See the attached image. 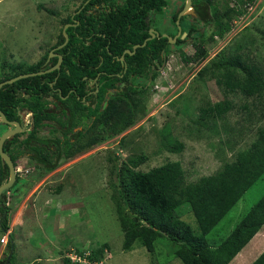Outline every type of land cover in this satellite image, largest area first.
Masks as SVG:
<instances>
[{"label": "trees", "instance_id": "trees-1", "mask_svg": "<svg viewBox=\"0 0 264 264\" xmlns=\"http://www.w3.org/2000/svg\"><path fill=\"white\" fill-rule=\"evenodd\" d=\"M237 1L240 3L219 9L215 0H193L197 16L185 15L181 18H187L189 25L188 30L182 29L187 32L185 38H179L173 45L168 37H155L148 40L145 46L139 47L134 54L127 53L125 62L118 58L126 49H132L135 44H143L150 37L149 30L156 21L155 14L162 13L170 0H82L74 15L62 19L63 27L54 46L64 42L65 24L79 23L67 28L69 41L58 50L63 55L61 68L19 79L0 89V108L9 119H16L18 108L27 106L33 112L35 122V128L28 139L21 140L17 136L7 143H16L12 153L16 164L19 157L31 153L35 178L21 181L22 177H18V188L16 184L9 190L13 191L9 205L6 201L8 191L4 193L0 234L10 228L9 217L22 201L24 193L56 170L62 160H69L76 154L103 144L137 123L140 115L146 111L144 103L148 87L147 84L135 85L128 82L136 79L156 81L174 48H181L183 44L190 43L196 48L195 58L187 57L182 50L184 60L201 63L207 61L199 71L201 77L211 74L210 77L216 80L218 86H224L225 92L242 93L251 98L253 102L244 104L243 107L248 112L247 119H264V68L252 62L253 59L247 58L243 52L227 54L224 49L219 53L216 51L218 54L210 64L212 55L209 54L207 40L214 42L216 36L224 38L233 30L234 16L242 15L247 9L245 5L256 0ZM182 2L185 5V0ZM180 8L178 13L183 7ZM48 11L54 13L50 9ZM178 13L173 15L174 22ZM189 18L192 20L188 21ZM169 35L175 34L169 32ZM50 50L30 66L24 67L23 63L14 65L12 71L0 78V82L20 74L50 68L58 61V57H54L50 64L43 67ZM98 74L99 98L106 103H99L96 108H92L82 98L86 95L87 83ZM117 82H126L127 85L120 92L106 98L109 88L121 89V86H116ZM54 88H60L61 95L53 91ZM50 95H54L68 107L70 115L66 120L59 119L51 108ZM62 95L68 98L63 100ZM235 106L233 99L228 97L214 104L208 102L206 106L200 107L197 125L201 126L209 118L225 120ZM63 114L66 113L63 111ZM48 119L61 120L63 126H70L68 131L83 124L85 126L73 137H68L64 146L61 145V139L49 141L51 144L46 151L43 143L47 140L40 136L39 130ZM167 134L171 136L170 132ZM168 138L163 139V147L167 150L176 152L184 149L182 142H167ZM112 157L116 176V193L112 198L117 206L124 233L123 249L126 251L132 250L135 243L139 242L153 253L158 240L164 238L176 247L174 254L181 260V264H230L264 227L263 195L223 241L211 243L207 237L263 176L264 124L257 127L255 138L249 147L236 151L229 159L226 158L214 174L202 176L191 183L187 181L186 170L179 160H168L144 171L138 167L146 160L145 155L131 157L122 163H119L118 156ZM8 175V167L5 172L0 170V185ZM25 185L26 192L22 189ZM185 203L190 205L189 212L193 213L197 221V231L182 218V212L178 211ZM13 241L14 236L7 245L6 256L1 259L0 264L16 263V244ZM109 248V243H104L91 250L87 257L92 264L100 262ZM60 251L63 264H81L72 262L69 257L71 250ZM10 252L13 254L10 261H7ZM76 252L81 255L85 253L79 249ZM251 264H264V251Z\"/></svg>", "mask_w": 264, "mask_h": 264}, {"label": "rangeland", "instance_id": "rangeland-1", "mask_svg": "<svg viewBox=\"0 0 264 264\" xmlns=\"http://www.w3.org/2000/svg\"><path fill=\"white\" fill-rule=\"evenodd\" d=\"M237 2L240 3L237 0H215L219 9ZM81 4L82 0H0V78L18 63L27 67L39 61L58 41L62 19L74 15ZM182 5V0H170L162 13L155 14L156 21L151 28L177 34L178 21L174 22L173 15L178 13L180 6L184 7ZM245 6L247 9L242 15L234 16L231 32L224 38L216 36L214 42L207 40L206 45L212 55L210 64L224 49L227 54L243 52L264 68V0ZM186 19L180 20V25L188 30ZM182 50L187 57H196V48L190 43L183 44L181 48H174L156 81L137 79V83L147 84L148 91L145 93L146 111L134 126L103 144L69 160H62L56 170L32 189L23 187L25 192L28 191L24 197L41 184L40 192L26 196V202L22 200L9 217L17 247L15 264H63L60 250L75 248L90 254L91 250L104 243H109L110 248L96 264H181L174 254L176 247L164 238L158 240L153 253L139 242L130 251L123 249L124 233L112 198L116 193L112 156H118L119 163H122L131 157L145 155L146 160L138 167L144 171L168 160H179L186 170L187 181L191 183L214 174L226 158L249 147L257 127L264 124V119H247L248 112L243 107L253 102L251 98L242 93L225 92L224 86H218L211 74L201 77L199 71L207 61L188 62L183 59ZM156 84L161 88H156ZM225 97L233 99L236 104L226 119L209 118L198 126L200 107ZM262 100L264 102V96ZM257 112L260 113L259 110ZM5 128V125H0V137L7 131ZM80 129L78 127L75 132ZM62 135L59 136L63 140L61 145L70 137L67 133ZM166 138L167 142H182L184 149L176 152L167 150L163 147V139ZM48 146L43 148L48 151ZM30 163L33 164L31 160ZM29 165L27 167L31 169L28 170L33 171L34 167ZM25 174L24 169L23 176ZM263 195L264 174L207 236L209 241H223ZM189 210L187 203L178 209L182 218L197 231V221ZM22 219L23 225L16 226V222ZM263 251L264 227L230 264H251ZM6 252L5 248L2 258ZM86 261L92 264L89 259Z\"/></svg>", "mask_w": 264, "mask_h": 264}, {"label": "flooded vegetation", "instance_id": "flooded-vegetation-1", "mask_svg": "<svg viewBox=\"0 0 264 264\" xmlns=\"http://www.w3.org/2000/svg\"><path fill=\"white\" fill-rule=\"evenodd\" d=\"M183 9V8H182ZM79 12V11H78ZM77 23H79V22H76L75 23V25H77ZM161 34L162 33H168L169 34V32H167V30H163V31H159ZM184 32H183V30H182V34H183ZM187 33V32H186ZM182 34L178 37V39L179 38H182ZM176 35V34H175ZM174 35V36H175ZM187 35V34H186ZM185 38V37H184ZM177 39V40H178ZM177 42V41H176ZM176 42L175 43H172V44H176ZM171 43V42H170ZM61 45V44H60ZM60 45H58V46H52L51 47V50H53V49H55V48H57V49H55V53H57V54H60L59 52H58V50L59 49H61V48H58ZM63 48V47H62ZM125 52V51H124ZM123 55V54H122ZM49 56V55H48ZM54 57H58V56H53L52 58H54ZM121 57L122 56H120L118 59L119 60H121ZM51 58V59H52ZM51 59H50V61H51ZM58 60H59V57H58ZM50 61H48V58H47V60H46V62H45V64L43 65V67H46V65H48V64H50L51 62ZM122 61V60H121ZM125 62V61H124ZM58 63V61L56 62V64ZM56 64H54V65H56ZM62 64V63H61ZM54 65H52L51 67H53ZM126 66H127V64H126ZM50 67V68H51ZM49 69V68H48ZM47 70V69H46ZM55 70H58V69H55ZM41 71V70H40ZM54 71V70H53ZM99 75L100 74H98V76H96L95 78H92V79H90L89 80V82L87 83V86H86V90H87V92H86V95L85 96H83V98H82V100L84 101V103H86L87 105H91L92 106V108H96L97 107V105L99 104V103H101L102 105H104V103H106V101L104 100H101L100 101V96H99V90H100V83H99ZM121 76H123V74H121ZM138 81H137V79L136 80H130V82H128V84H132V83H134L135 85H140V83H137ZM53 84V83H52ZM51 84V85H52ZM127 85V83L126 82H122V83H120V82H117L116 83V86L117 87H119V86H121L120 88L121 89H118V88H109L108 89V91H107V93H106V98H109V96H110V94H115V93H117V92H120L121 90H123V88H124V86H126ZM53 91H56V92H59V94L61 95V93H62V90L60 89V88H54V90ZM88 97H90V99H88ZM68 98V96H63L62 95V99L63 100H65V99H67ZM49 99L52 101V104H51V108L52 109H54L55 110V112H56V114L58 115V118H65L64 120H66L67 119V116H69L70 115V113H69V111H68V107L66 106V105H64L59 99H57V98H55L54 97V95H50L49 96ZM0 110H2L1 108H0ZM3 111V110H2ZM63 111L66 113V114H63ZM4 112V111H3ZM5 113V112H4ZM6 115V114H5ZM17 118L15 119V118H13V119H9L7 116V119L8 120H10V121H19L20 123H21V125H22V128H24L25 130L23 131V132H19V133H17L14 137H19L21 140H23V139H28L29 138V134H30V132L31 131H33V129L35 128V122H34V116H33V112L27 107V106H20L19 108H18V111H17ZM0 125H5L6 126V128L5 129H7L8 127H10V125H8V124H6L3 120H2V118H1V116H0ZM70 127V126H69ZM69 127H67V126H63V124H61L60 122H59V120H50V119H48V120H45V125L39 130V134H40V136L41 137H43V138H45L47 141H46V143H43V145L44 146H46L47 144L49 145V144H51V142H49V141H51V140H58V139H61V137H59V136H61L62 134H64L65 132L68 134L67 136H70V137H73V135H75V134H77V133H79V131L80 130H82L84 127H83V125H80V126H77V127H73L72 128V131H68V129H69ZM78 127H81V129L79 130V131H77V132H75V130L78 128ZM14 128V127H13ZM51 137H50V136ZM55 136V137H54ZM14 137H12V138H10V139H7L6 141H5V144H4V151L5 152H7L10 156H11V158H12V153H13V151H14V146L16 145V143H11L10 145L9 144H7L8 143V140H12V139H14ZM64 138V136L62 135V139ZM31 142V144H33L34 142L31 140L30 141ZM30 155H31V153H28L27 155H23L22 157H19L18 159H17V164L14 162V160H13V162H14V165H15V168H16V171H17V180H16V182L14 183V185H16L17 184V182H18V177H22L21 178V181H30V180H32L34 177H35V169L32 171H30V170H28V169H31V168H28L27 167V164H29V161L31 160V157H30ZM34 162V161H33ZM31 166H33L34 167V165H32V164H30ZM29 165V166H30ZM6 167H8L9 168V173H10V167L8 166V164L7 163H3V160L1 159V155H0V170L2 169L3 170V172H5L6 171ZM24 169H25V172H27V174H25V176H23V171H24ZM8 178H9V175H8V177H7V179H6V181L8 180ZM40 182V181H39ZM4 183V182H3ZM13 185V186H14ZM35 186V185H34ZM33 186V187H34ZM24 188H26V185H25V187ZM22 189H23V187H22ZM32 189V188H31ZM11 190V189H10ZM7 192V191H6ZM12 192L13 191H11V192H9V190H8V193H7V196H6V201H7V203H8V205L10 204V201H11V196L10 195H12ZM5 193V192H4ZM4 193H3V196H4ZM3 196H2V199H3ZM1 229V228H0ZM1 236H2V234H0V239H1Z\"/></svg>", "mask_w": 264, "mask_h": 264}, {"label": "water", "instance_id": "water-1", "mask_svg": "<svg viewBox=\"0 0 264 264\" xmlns=\"http://www.w3.org/2000/svg\"><path fill=\"white\" fill-rule=\"evenodd\" d=\"M185 15H193L195 17L197 16V13L195 11V7L193 5V0H185V5H184L183 9L180 11V14H179L178 19H177L178 26H179L178 27L179 31H178V33L175 36H170L168 33H162L161 34L157 29L150 28V30H149L150 37H148L143 42V44H135L132 49H126L125 52L123 53L122 57H121V60L125 61V55L127 53L128 54H134L139 47L145 46L147 44L148 40L153 39L155 37H158V38L168 37V40L171 43H175L177 41L178 37L182 34V27L180 25V20ZM72 25H75V24H73V23L65 24V27L63 29V35L65 37V40L58 48H62L68 43L69 34L67 32V28L72 26ZM186 34L187 33L184 32L182 34V38H184L186 36ZM55 49H57V48H55ZM55 49H53L51 51V53H49L48 61H50V59L53 56H58L59 60H58V63L56 65H54L53 67H51V68H49L47 70H41V71H36V72L24 73V74L17 75V76H15L13 78L4 80V81L0 82V89L2 87H4L5 85L12 84V83H14L15 81H17L19 79H22V78H25V77H30V76H35V75H41V74H43L45 72H51V71H53L55 69H60L61 68V63L63 61V55L55 53ZM0 116H1L2 120L6 124L10 125V127H8L7 131H5L2 134V136L0 137V155H1V159L3 160L4 164L7 163L8 166L10 167V173H9L8 180L0 185V228H1V226H2L1 208L3 207L2 196H3L4 192L10 190L13 187L14 183L17 180V171H16V168H15L14 162H13L11 156L7 152L4 151V144H5V141L7 139H10V138L14 137L17 133L23 132L25 129L22 128V125H21V123L19 121H17V120L16 121L8 120L6 115H5V113L2 110H0ZM11 256H12V253L9 255L7 260L10 261Z\"/></svg>", "mask_w": 264, "mask_h": 264}, {"label": "built area", "instance_id": "built-area-1", "mask_svg": "<svg viewBox=\"0 0 264 264\" xmlns=\"http://www.w3.org/2000/svg\"><path fill=\"white\" fill-rule=\"evenodd\" d=\"M156 88L160 89L161 86L160 84H156ZM11 233H12V230L11 229H8L1 237L0 239V243L4 244V245H7L9 243V240H10V237H11ZM69 257L71 258L72 262L73 263H81V264H89L87 263L86 259H88L85 256H82L80 255L78 252H76V250H72L70 253H69ZM85 260V261H84ZM90 261V260H89Z\"/></svg>", "mask_w": 264, "mask_h": 264}, {"label": "crops", "instance_id": "crops-1", "mask_svg": "<svg viewBox=\"0 0 264 264\" xmlns=\"http://www.w3.org/2000/svg\"><path fill=\"white\" fill-rule=\"evenodd\" d=\"M63 174H64V172H63ZM41 187V184H39L38 186H36L35 187V189H34V191L32 192V193H29V194H27L26 196H28V197H31L33 194H34V192H36V191H39L40 192V190H39V188ZM38 192V193H39ZM26 196H24L23 198H22V202H26V201H24V199L26 198ZM26 200H27V198H26ZM22 202L20 203V204H22ZM19 207V206H18ZM17 207V208H18ZM20 215H21V213H20ZM23 219H24V217H22ZM22 219V221H19V222H16V226H19V225H23V222H24V220ZM11 226H12V224H11ZM13 227L14 226H12V228H11V230L13 229ZM12 231H14V230H12ZM2 237V236H1ZM12 240V238L10 239V241ZM9 241V242H10ZM15 242V239H14V241H13V243ZM9 244V243H8ZM7 244V245H8ZM16 244V243H15ZM7 245H4V244H0V261H1V259H2V255H3V252H4V250H5V248L7 249ZM4 246V247H3ZM73 246V245H72ZM13 247V249H14V246H12ZM70 247V246H69ZM16 249H17V247H15ZM16 249H15V253H16ZM72 249V248H71ZM59 250V249H58ZM12 252H10V254H11ZM9 254V255H10ZM13 254V253H12ZM9 257V256H8ZM7 261H9V260H7ZM22 264H27V263H22ZM28 264H32V263H28Z\"/></svg>", "mask_w": 264, "mask_h": 264}, {"label": "clouds", "instance_id": "clouds-1", "mask_svg": "<svg viewBox=\"0 0 264 264\" xmlns=\"http://www.w3.org/2000/svg\"><path fill=\"white\" fill-rule=\"evenodd\" d=\"M9 229H10V228H9ZM4 233H5V232H4ZM4 233H3V234H4ZM3 234H2V235H3ZM12 237H13V231H12V233H11V237H10V239H11ZM9 241H10V240H9ZM11 241H12V240H11ZM72 249H73V248H72ZM74 250H76V249L74 248ZM71 251H72V250H71ZM69 253H70V252H69ZM87 253H88V252L85 251L84 255H82V256L89 255V254H87ZM80 255H81V254H80ZM96 263H98V262H96ZM96 263H95V264H96Z\"/></svg>", "mask_w": 264, "mask_h": 264}]
</instances>
